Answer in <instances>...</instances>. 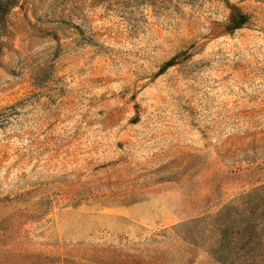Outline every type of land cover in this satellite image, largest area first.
<instances>
[{
    "label": "rangeland",
    "instance_id": "obj_1",
    "mask_svg": "<svg viewBox=\"0 0 264 264\" xmlns=\"http://www.w3.org/2000/svg\"><path fill=\"white\" fill-rule=\"evenodd\" d=\"M5 26L0 264H264V0H20Z\"/></svg>",
    "mask_w": 264,
    "mask_h": 264
},
{
    "label": "trees",
    "instance_id": "obj_2",
    "mask_svg": "<svg viewBox=\"0 0 264 264\" xmlns=\"http://www.w3.org/2000/svg\"><path fill=\"white\" fill-rule=\"evenodd\" d=\"M19 1L20 0H0V36L2 32L6 29V17L16 6H18ZM246 21L247 19L245 17H242L238 20L237 24L235 25L236 27H241ZM173 64L174 60L167 62L160 71H164L167 67Z\"/></svg>",
    "mask_w": 264,
    "mask_h": 264
}]
</instances>
